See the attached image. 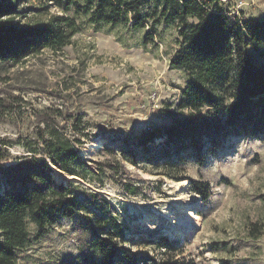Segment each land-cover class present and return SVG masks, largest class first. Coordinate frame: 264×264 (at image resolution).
<instances>
[{"label": "trees", "instance_id": "16d2710c", "mask_svg": "<svg viewBox=\"0 0 264 264\" xmlns=\"http://www.w3.org/2000/svg\"><path fill=\"white\" fill-rule=\"evenodd\" d=\"M26 1L0 0V65L15 66L70 45L81 30L80 18L95 28L176 22L178 48L171 64L183 69L188 80L177 108L166 109L171 124L143 130L123 146H104L100 160L80 156L91 131L83 114L66 105L38 110L33 133L16 142L0 137V264H17L18 252L33 242L30 224L35 240H41L62 218L83 212L91 235L83 264H197L179 259L183 246L164 235L146 242L162 256L158 261L124 248V225L109 201L97 192L80 193L83 186L77 181H57L55 172L88 183L109 173L127 194L138 195L142 187L128 177L126 164L147 163L157 174L181 180L188 158L203 164L228 138L263 134L264 66L249 50L264 55V21L230 18L220 0H49L58 12L42 20L30 17L33 9L21 8ZM144 42H154V34L146 33ZM20 100L14 93L0 97V115L14 111ZM16 144L25 154L11 155ZM11 158L15 162L6 164ZM190 188L202 199L211 194L200 180H190ZM91 208L97 213L89 217L85 212Z\"/></svg>", "mask_w": 264, "mask_h": 264}, {"label": "rangeland", "instance_id": "374dc122", "mask_svg": "<svg viewBox=\"0 0 264 264\" xmlns=\"http://www.w3.org/2000/svg\"><path fill=\"white\" fill-rule=\"evenodd\" d=\"M220 2L230 18L264 21V0ZM21 8L33 9L28 15L42 20L58 12L49 0H28ZM79 20L81 30L70 45L47 49L15 66L0 65V97L14 93L22 98L14 111L0 115V137L16 142L20 135L33 133L38 110L52 103L66 105L83 114L91 131V140L79 148L80 156L100 160L104 146H123L143 130L171 124L166 109L177 108L188 74L171 64L178 48L176 22L155 28H134L131 23L95 28ZM148 32L154 42H144ZM249 52L264 66V55ZM9 150L13 157L25 154L18 144ZM13 162L11 158L6 164ZM125 166L128 177L142 187L138 195L127 194L109 173L95 175V182L89 183L59 171L55 178L81 183L80 193L104 196L120 214L127 238L124 248L142 259H161L146 242L164 235L183 246L179 259L264 264V133L228 138L203 164L188 158L181 180L159 175L147 163ZM190 180L208 183L210 196L202 199L190 188ZM83 213L62 218L41 240H35L36 228L30 224L33 242L18 252L17 264H83L91 240ZM95 213V208L85 212L89 217ZM255 225L258 231H253Z\"/></svg>", "mask_w": 264, "mask_h": 264}]
</instances>
